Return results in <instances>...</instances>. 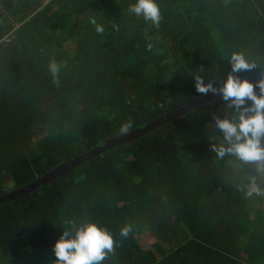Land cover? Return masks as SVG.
I'll return each instance as SVG.
<instances>
[{"label":"trees","instance_id":"obj_1","mask_svg":"<svg viewBox=\"0 0 264 264\" xmlns=\"http://www.w3.org/2000/svg\"><path fill=\"white\" fill-rule=\"evenodd\" d=\"M135 2L0 0V195L119 136L127 120L140 128L204 96L196 75L219 88L264 71V0H155L158 27L129 11ZM234 52L257 67L232 73ZM214 117L236 118L220 94L1 201L0 264H55L69 221L112 234L102 264H264L263 195H246L250 176L264 189L263 177L216 157Z\"/></svg>","mask_w":264,"mask_h":264},{"label":"clouds","instance_id":"obj_2","mask_svg":"<svg viewBox=\"0 0 264 264\" xmlns=\"http://www.w3.org/2000/svg\"><path fill=\"white\" fill-rule=\"evenodd\" d=\"M129 11L142 16L153 26H159L161 15L155 0H136L129 6ZM91 23L95 25L98 34L104 32V27L97 24L95 19ZM229 63L232 73L250 71L257 67L239 52L231 54ZM48 68L55 82L59 72L57 63L50 61ZM194 80L199 94L219 92L223 101L227 102V109L236 113L235 119L214 117L215 127L220 130L223 139L222 144H210L216 157L222 159L225 155L234 156L244 164L253 165L257 173L264 172V71L255 86L232 74L227 76L219 89L213 86L212 81L205 84L203 77L199 75ZM256 88L259 89V95L256 94ZM246 101H251V105L245 106ZM134 127V122L127 120L120 124L118 134L127 135ZM208 139L212 141L217 137L209 136ZM246 195H264V189L257 184L255 175L249 178ZM68 224L69 227L63 231L53 247L55 264H102L114 252L116 241L107 229L92 222L77 225L75 221H69ZM132 230L131 224H126L120 229V236L126 239Z\"/></svg>","mask_w":264,"mask_h":264},{"label":"water","instance_id":"obj_3","mask_svg":"<svg viewBox=\"0 0 264 264\" xmlns=\"http://www.w3.org/2000/svg\"><path fill=\"white\" fill-rule=\"evenodd\" d=\"M241 79L248 80L249 82L256 81V80L259 81L261 79V73L257 74V75L246 76V77L241 78ZM222 86H220V87H222ZM219 88H217V89H219ZM217 94H219V92H217L216 94L208 93L204 96L191 99L188 102H186L183 106H181L180 108H177L171 112H168V113L164 114L163 116H161L155 120H152L151 122L146 123L145 125H143L140 128H136V129L131 130L130 133L127 135H120V136H117L115 138L105 140L101 145L93 147L92 149L82 153L80 156H77L70 161L62 162V163L56 165L50 171L46 172L41 177H39L36 181L29 183V184H27L21 188H18L16 190H14L13 192H9L7 194L0 195V202L3 200H8L9 198L15 197L17 195H21L25 191L30 190L31 188H33L34 186H37L40 183H45L49 180L54 179L55 177L66 172L73 165L78 164L81 160H84L88 157H91L93 154H100L105 150H108V149H111V148L117 146L118 144L128 142V141L138 137L139 135H141L145 132H148L155 127H158L165 120L170 119V118L175 117V116H178L180 113L187 111L188 109L192 108L194 105L201 104L203 102H209L210 100L214 99Z\"/></svg>","mask_w":264,"mask_h":264},{"label":"rangeland","instance_id":"obj_4","mask_svg":"<svg viewBox=\"0 0 264 264\" xmlns=\"http://www.w3.org/2000/svg\"><path fill=\"white\" fill-rule=\"evenodd\" d=\"M207 129L209 131H213L212 130V125L211 124H208L207 125ZM214 136V135H213ZM238 172V171H237ZM261 176L263 177V183H264V172H261ZM261 209L264 211V195H263V200H262V203H261ZM138 237V241L145 247H148L151 242L154 241V239H151L147 233L145 232H140L136 235Z\"/></svg>","mask_w":264,"mask_h":264},{"label":"crops","instance_id":"obj_5","mask_svg":"<svg viewBox=\"0 0 264 264\" xmlns=\"http://www.w3.org/2000/svg\"><path fill=\"white\" fill-rule=\"evenodd\" d=\"M141 232H143V231H141ZM140 233V232H139ZM145 233H147V232H145ZM148 234V233H147ZM149 235V234H148Z\"/></svg>","mask_w":264,"mask_h":264}]
</instances>
